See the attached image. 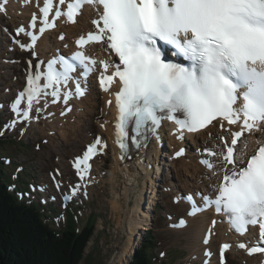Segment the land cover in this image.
Returning <instances> with one entry per match:
<instances>
[{"label": "snow or ice", "instance_id": "obj_1", "mask_svg": "<svg viewBox=\"0 0 264 264\" xmlns=\"http://www.w3.org/2000/svg\"><path fill=\"white\" fill-rule=\"evenodd\" d=\"M7 3L0 2V12L6 14ZM57 3L65 5L66 0H43L41 15L34 13L30 20L35 31H26L23 26L15 30L17 35L30 37V43L15 41L20 48L33 49L61 16L76 23L85 5L97 13L91 21L94 29L76 40L79 50L71 58H53L47 61L46 71L29 74L27 87L11 106L16 115L29 120L34 104L44 96L53 97L54 103L61 98L67 103L73 95L84 97L87 88L79 78L74 91L68 89L61 95L79 67V77L97 73L105 92L117 88L115 134L124 153L129 139L137 149L146 147L148 134H156L165 116L179 126L180 139L185 129L198 132L215 122L224 134L217 135L214 146L204 148L214 159L202 163L216 175L218 183L211 191L218 194L212 199L208 193H200L203 206H214L217 213L223 211L241 235L249 226L258 225L259 239L254 246L241 242L238 247L249 255L264 253V138L256 140L257 147L250 155L246 151L249 137L256 133L264 137V0H71L66 11L56 7ZM91 43L101 44L116 59L86 54L85 46ZM165 46L172 49V57H180L185 63L170 59ZM22 103L26 107L21 108ZM15 124L11 121L10 126ZM106 146L96 138L75 159L81 180L89 176L90 161ZM183 154V148L175 153L177 157ZM78 190L79 186L73 188V192ZM186 199L192 203L189 215L202 210L196 206L194 195ZM185 223L181 220L180 226ZM215 223L212 221L213 226ZM211 235L209 229L205 244ZM231 247L230 243L220 246L221 264H226L225 253ZM205 255L212 253L206 251Z\"/></svg>", "mask_w": 264, "mask_h": 264}, {"label": "bare ground", "instance_id": "obj_2", "mask_svg": "<svg viewBox=\"0 0 264 264\" xmlns=\"http://www.w3.org/2000/svg\"><path fill=\"white\" fill-rule=\"evenodd\" d=\"M34 13L37 17L41 15L37 6L30 0H8L6 14L0 12V17L4 21V24H0L2 29L8 32V34L6 32L1 33L4 35V51L0 53V79L6 86L0 89V98L2 99L0 102L10 107L13 104L12 99L24 87L25 78L29 74H33L34 69L56 53L58 48L75 51L77 49L75 39L77 40L81 35H85L94 29L91 21L97 16L94 9L87 5L77 23H60L54 31L46 32L33 49H22L15 41L21 40V43H30V40L26 33H20L19 37L15 39V30L21 26L26 29V23ZM62 33L67 34L63 41L59 40ZM87 51L97 59L114 58V55L106 52L101 44L92 43L88 46ZM90 83L92 88L84 97L74 95L67 103L63 101V98L54 103L53 97L50 95L42 97L38 104H34L32 115L27 121L31 123L33 120L34 124L49 138L53 136L50 134L51 131H54V134H59L63 138H61L62 144L60 146H63V143L68 146L71 143L76 145L75 141L71 142V139L66 138V136H71L73 132L81 133L78 136L84 144V148L82 150L78 148L81 151L80 154L85 150L86 145L93 143L96 138H100L101 141L104 139V143L107 145L105 148L112 149L114 164L109 179L115 184L113 194L116 199H113V205L116 208H121L122 203L118 200L120 195L135 200V206L128 207L125 211L126 216L122 224L127 231V238L120 258L127 260L128 258L125 257L136 250L134 248L140 241L141 233L146 234L155 225L153 220L156 216L154 213L157 200L161 199L160 190L163 186L159 183L166 179L167 174L170 173L173 174L172 180L170 179V184L165 187L169 194H174L172 202V206L175 208L172 214L175 219L174 226L187 231L189 255L202 261L204 250L209 248L212 250V255L209 257L212 259L210 264H221L218 256L220 245L222 242H228L232 247L226 252V264H259L261 255H248L245 250L238 247L239 243H248V238L255 237L259 232L258 225L251 226V229L243 235L234 233L225 221L226 214L216 215L212 210H208L194 216H186L189 204L181 197L178 198L182 191L185 194L194 190L217 194L211 191L212 186L218 183L216 175H214L213 170L208 169L202 163L204 159H214L208 156L204 148L214 146L217 143V135L224 134L219 127L215 126V122L207 129L198 132L185 133L183 131L182 139L178 138L180 136V132L177 131L178 126L166 122L160 130V135L166 142L165 147H163V141H160L161 138L151 139L142 150L133 151L128 158L121 160L120 148L117 147L116 137L113 133L117 116L114 92L117 88L105 92L100 88L97 79L92 77ZM109 100L113 101L111 105L108 104ZM37 108L40 111L37 112ZM105 135L108 139H105ZM262 138L264 137H261L259 133L248 138L246 151L249 155L257 147L256 140ZM181 148L184 149V154L175 157V153ZM78 155H74L72 161ZM105 156L106 154L96 156L95 170L99 169L97 163L105 160ZM66 171L67 169L62 168V170L57 171V175L62 178L68 177L69 174ZM217 173L222 175L218 168ZM96 174L94 173L87 181L89 185L98 180ZM72 176L74 177L73 171ZM99 177H103L102 173ZM117 184H120V190L117 189ZM121 209L124 211V208ZM183 211L185 214L179 216ZM181 220L186 222L183 226H180ZM212 221L216 222L214 226ZM209 229L212 230V235L209 243L205 244L204 237ZM144 236L143 234L142 240Z\"/></svg>", "mask_w": 264, "mask_h": 264}, {"label": "rangeland", "instance_id": "obj_3", "mask_svg": "<svg viewBox=\"0 0 264 264\" xmlns=\"http://www.w3.org/2000/svg\"><path fill=\"white\" fill-rule=\"evenodd\" d=\"M1 15L5 17L3 14ZM0 23L4 24L2 17H0ZM1 30L0 53L4 51V35L1 34L4 32ZM5 86L6 84L4 85L3 80L0 79V89L5 88ZM4 110L0 113V151L3 153L0 156V162H6L4 156L11 158V163H1L6 166L5 171L10 175L18 172V165L24 167V170L19 175V179L24 178L23 181H25L26 185L20 187L25 190L22 196L18 195L19 199L26 202H37L40 208H43L44 212L48 214L46 217L47 221L51 222V225L56 228H63L70 214L74 218L79 219L80 226L87 224L90 219L95 221L94 232L85 248L80 264H130L140 243L141 246L138 249L144 245L151 255L157 256L155 260L157 264L201 263V260L197 259V257L189 255L190 249L187 238L189 236L187 235V231L174 226L175 219L170 220L174 213L173 211H175V208L172 206L174 194H169L166 187L164 193L160 192L163 197L161 198L160 196L161 199L157 198L158 203L154 213L156 218L153 220L155 225L146 234L144 232L141 233L140 241L136 248H134L136 250L125 257L128 258L127 260L120 258L127 238V231L122 224L126 216L125 211L128 207L135 206V200L134 198L127 199L124 195H120L118 200L122 203L121 208H124V211L120 207L118 209L113 205L112 201L116 199V196L113 194L115 184L109 179L114 164L111 148H108L105 160L97 163L99 170H96V175L100 176V173H102L103 177L96 176L98 180L89 185L88 189L82 192L67 210H64L61 208L60 203L52 202L53 195L58 196L59 192L55 187L59 183L60 185L66 183L63 185V187H66L69 182L71 183L76 179L72 176L70 163L74 155L80 154L81 151L79 149L82 150L84 148V144L78 136L81 133L73 132L71 136H66V138L71 139V142L75 141L76 145L71 143L68 146L63 143V146H60L63 138L59 134H54V131H51L50 134H53V138H49L48 135L44 134L34 124L33 120L31 121L32 124L24 123L17 130L5 131L3 124L10 121L7 104ZM105 139H108L106 135ZM57 162L60 163L58 164ZM62 168L67 169L66 172L69 176L62 178L58 175L61 181L57 177H54V180L59 181V183L55 184V181L50 179V171L52 174L55 171L62 170ZM166 177L159 184L163 186L170 184L173 174L168 173ZM29 182L32 184L40 183L39 185L42 188L45 185L46 194H43L42 191L38 193ZM28 184L31 189H28ZM120 188V184H117V189L120 190ZM15 193L18 194V191ZM40 197H42V200H40ZM47 198H51L52 201L45 205L43 200ZM53 208H58V211H55ZM183 214H185L184 211L179 216ZM143 234L145 236L142 240ZM161 251H166L167 255L165 257L159 256Z\"/></svg>", "mask_w": 264, "mask_h": 264}, {"label": "trees", "instance_id": "obj_4", "mask_svg": "<svg viewBox=\"0 0 264 264\" xmlns=\"http://www.w3.org/2000/svg\"><path fill=\"white\" fill-rule=\"evenodd\" d=\"M3 153L0 151V156ZM0 162V264H80L95 229L91 219L80 226L72 214L63 228L47 221L37 202H26L10 191L11 175ZM25 186L24 181H20ZM58 211V208H53ZM144 245L130 264H157Z\"/></svg>", "mask_w": 264, "mask_h": 264}]
</instances>
